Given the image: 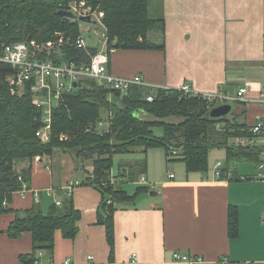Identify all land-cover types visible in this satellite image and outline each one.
Returning <instances> with one entry per match:
<instances>
[{
  "label": "crops",
  "instance_id": "0c3cea01",
  "mask_svg": "<svg viewBox=\"0 0 264 264\" xmlns=\"http://www.w3.org/2000/svg\"><path fill=\"white\" fill-rule=\"evenodd\" d=\"M152 12L153 17L165 19V50L114 48L109 63L114 74H140L158 89L189 86L197 93L230 97L217 104L233 103L236 113L245 110L243 117L250 126L264 116L263 0H152ZM87 46L98 51L107 48L104 42ZM243 87L247 90L241 99L239 91ZM247 139L251 138L230 139L229 143L264 145V136L244 145ZM217 148L209 153L206 172H188L185 162L177 157L175 170L171 169L165 148L129 152L142 156H135L134 161L146 159L147 171L143 174L154 188L149 187L134 201L114 203L113 254L106 226L98 222L101 192L84 182L71 196L66 194L71 181L89 178L91 163H80L82 160L63 150L21 161L17 169L31 166L32 176L25 193L13 194L8 204L11 211L0 214V264H25L21 256L32 252L31 233L12 237L7 230L16 211L37 205L46 213L55 203L49 189L62 202L72 200L81 211L75 238H66L61 230L55 232L54 255L49 258L55 264L65 259L72 264H91V255L99 264H188L176 261V252L202 257L199 264H264V162H228L227 149ZM162 150L166 163L161 162L163 154H158ZM261 158L264 160V150ZM170 172L174 178L169 177ZM36 192L40 193L39 202ZM231 206L237 208L239 216L235 237L230 236L228 227ZM133 254L138 262L131 259Z\"/></svg>",
  "mask_w": 264,
  "mask_h": 264
},
{
  "label": "trees",
  "instance_id": "16d2710c",
  "mask_svg": "<svg viewBox=\"0 0 264 264\" xmlns=\"http://www.w3.org/2000/svg\"><path fill=\"white\" fill-rule=\"evenodd\" d=\"M75 1H85L94 10L104 12L108 50H165V19L152 16V0H0V42L35 39L46 43L56 40L57 34L62 33L66 43L60 46L59 52L50 54L51 58L58 64L89 62L98 48L79 47L80 21L59 14L64 5ZM152 32L158 37H150ZM13 71L9 64H0V214L11 211L8 204L15 192L24 184L29 187L32 167L18 170L17 164L63 150L75 160L91 161L93 178L84 182L94 185L102 194L98 222L106 226L113 254L114 203L134 201L139 194L150 190L149 186L140 185L134 194H129L123 188V182L119 185L110 183L115 154L129 153L135 148H141L143 152L165 148L167 159L177 157L182 160L188 172L208 171L209 153L216 147L227 149L228 162H264L261 158L264 145L246 147L229 143L230 139L264 135L254 133L253 125L246 123L245 110L223 119H212L209 112L217 102L199 94L160 88L156 90L155 99L148 101L146 93L150 90L141 85H133L122 95L89 78L63 93L52 110L50 141L43 142L37 131L45 125L44 111L33 103L31 84L21 95L10 92L6 78ZM103 112L113 117L109 130L100 132L97 125ZM170 116L180 120H167ZM156 127L163 128L162 135L155 133ZM173 149L178 150L175 156L171 152ZM146 171L144 158L124 167L117 177L137 181ZM80 218L81 211L70 199L62 205L53 203L46 213L35 205L25 211H16V218L7 232L12 237L26 231L31 233L32 252L22 255L21 260L25 264H34L40 251L45 252L46 258H53L57 230H61L66 238H75ZM228 227L230 236H237L239 216L235 206L229 208Z\"/></svg>",
  "mask_w": 264,
  "mask_h": 264
},
{
  "label": "built area",
  "instance_id": "2783aa9c",
  "mask_svg": "<svg viewBox=\"0 0 264 264\" xmlns=\"http://www.w3.org/2000/svg\"><path fill=\"white\" fill-rule=\"evenodd\" d=\"M264 3V0H263ZM86 2H71L68 5H64L62 9H69L74 11L78 15L91 17L95 16L92 12L91 7L86 8ZM103 16L104 13L100 12ZM96 18V17H95ZM94 19V18H93ZM100 20V18H98ZM95 20V19H94ZM103 24V23H102ZM60 45H63V39L60 38ZM79 47H86V41L83 36H80L77 40ZM55 41H48L45 44L38 42L33 39L30 41H11V42H0V64H9L14 70L6 78L9 85L10 92L12 94L21 95L26 86L31 84V90L34 93L33 103L41 107L44 111V121L45 125L37 131V135L43 142H48L51 137V122H52V110L53 107L59 102L62 95L66 91L73 90L74 82H80L84 79H93L98 85L108 88L110 90L120 91L122 95L126 94L133 85H141L151 92L157 90L153 85L148 84L143 76L137 74L135 76L123 77L114 74L110 68V53L114 50L113 48L108 50L107 48L99 50L95 55H93L89 62L84 63H62L58 64L50 54H54ZM44 48L49 50V53H43ZM186 93L199 94L205 99L217 102L227 101L230 97L218 95L213 92H203L197 93L191 91L189 86H183L181 88ZM247 88L243 87L239 91V98L243 99ZM146 99L148 101H153L155 96L150 92L146 93ZM261 102L264 104V91L261 96ZM112 114H108L106 117H102L97 125V129L100 132L108 131L111 125ZM252 130L254 133L264 134V116L259 118L257 122L253 125ZM264 136V135H263ZM64 135H62V138ZM253 140L247 139L246 142L243 141L244 145L252 144ZM172 155H176L178 150L173 149ZM170 178H174L175 174L173 172L169 173ZM89 178H93V174L89 175ZM110 183L113 185H119L123 181H127L128 178H120L115 174H111ZM145 185L154 188V184L149 182L146 175L143 174L137 180ZM136 182V181H133ZM84 181H71L66 187V194L71 196L76 186L83 184ZM28 190V186L24 184L20 192L25 193ZM48 195L53 197L57 205H62V199L56 196L52 189L47 190ZM35 200L40 201V193L36 192ZM176 261L186 262L188 264H199L203 261L200 256H195L191 254H182L176 252ZM91 264H99L94 262V257L88 256ZM133 262H138V258L133 254ZM34 264H55L52 260L45 257V252L40 251L38 257L36 258ZM61 264H72L70 259H65ZM110 264H115L111 262Z\"/></svg>",
  "mask_w": 264,
  "mask_h": 264
},
{
  "label": "rangeland",
  "instance_id": "374dc122",
  "mask_svg": "<svg viewBox=\"0 0 264 264\" xmlns=\"http://www.w3.org/2000/svg\"><path fill=\"white\" fill-rule=\"evenodd\" d=\"M86 6L88 7V5H86ZM91 10H93L92 12L95 13V16L92 17V18L95 19V21H80L81 36H83L85 38V41H86V44L87 45H93L94 44V45L101 46L102 42H104L105 44H107L106 27L104 26V24H102L103 23V18H104V15L105 14L103 16H101L100 15V12L101 11H98L97 9L94 10L93 7H91ZM152 16H154L153 12H152ZM98 18H100V20ZM57 35H58V38L56 40H53V41H55V46L53 48H54V51L59 52L60 46H61L60 45V38L63 39V44H65L66 41H65L64 34L58 33ZM149 35L152 38H155V37L158 36V34H156L155 32H152ZM41 43L42 44H45V42H41ZM44 51H49V50H46L45 49ZM156 92H157L156 90H153L152 92L150 91V93L153 94L154 96L156 95ZM107 115H108L107 112H103L102 117H106ZM167 120H170L172 122H175V121H179L180 119L178 117H174V116L172 117V116H170V117H168ZM218 128H221V126L218 125ZM154 131H155V133L157 135H162L163 134V128H161V127H156L154 129ZM230 143H232L231 140H230ZM238 143H239L238 145H242V141H238ZM140 149L141 148H135L134 151L140 150ZM216 149H218V148L216 147ZM161 152H163V150L162 151H158V154H163ZM69 155H71V154H69ZM137 155H138V157H140L139 154H135V153L115 154L114 155V162H113V168H112V171L113 172L112 173H114L115 175H119V173L121 171L120 169L122 168V171H123L124 170V167H127V166H125L126 164H128V163H135L136 162V161H134V159H135V156H137ZM160 159H161V162L163 160V163L164 162L166 163V157L164 156V154H163V158L161 157ZM83 161L85 163H87V165H88V163L89 164L91 163L90 160H82L80 163H82ZM174 163H175V161H174L173 158L167 162V164L169 165V167L171 169H173V164ZM159 169H160V167L157 168V172L158 173H159ZM173 170H175V169H173ZM140 177L141 176H139V178ZM122 185H123V188L124 189L128 190L130 193H133V192H135L137 190V187L138 186L145 185V184L144 183H141L139 181H136V182H125V181H123V184Z\"/></svg>",
  "mask_w": 264,
  "mask_h": 264
},
{
  "label": "water",
  "instance_id": "95a60500",
  "mask_svg": "<svg viewBox=\"0 0 264 264\" xmlns=\"http://www.w3.org/2000/svg\"><path fill=\"white\" fill-rule=\"evenodd\" d=\"M59 14L64 17L76 19L79 21H94L90 15H87V16L78 15L74 11L69 10V9L61 8L59 10ZM74 86L78 87L79 83L74 82ZM234 112H235V105L233 103L226 102V103H221V104H217L216 106H214L209 112V117L212 119H223V118L228 117Z\"/></svg>",
  "mask_w": 264,
  "mask_h": 264
},
{
  "label": "bare ground",
  "instance_id": "6f19581e",
  "mask_svg": "<svg viewBox=\"0 0 264 264\" xmlns=\"http://www.w3.org/2000/svg\"><path fill=\"white\" fill-rule=\"evenodd\" d=\"M95 21V20H94ZM23 41H26V40H23ZM13 42V41H12ZM61 44V43H60ZM46 48H44V50H45ZM43 50V53H49V51H44ZM46 50H48V49H46ZM74 85V84H73ZM75 87V86H74ZM76 88V87H75ZM71 91V90H70ZM44 116V115H43ZM52 123V122H51ZM43 124H44V122H43ZM50 141V140H49Z\"/></svg>",
  "mask_w": 264,
  "mask_h": 264
}]
</instances>
